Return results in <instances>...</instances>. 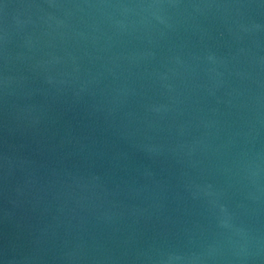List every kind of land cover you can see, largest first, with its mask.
<instances>
[{
	"label": "water",
	"instance_id": "1",
	"mask_svg": "<svg viewBox=\"0 0 264 264\" xmlns=\"http://www.w3.org/2000/svg\"><path fill=\"white\" fill-rule=\"evenodd\" d=\"M0 264H264V0H0Z\"/></svg>",
	"mask_w": 264,
	"mask_h": 264
}]
</instances>
